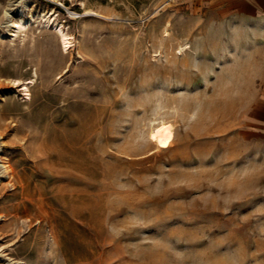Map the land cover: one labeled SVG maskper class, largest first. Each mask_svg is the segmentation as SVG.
I'll use <instances>...</instances> for the list:
<instances>
[{"label": "rangeland", "instance_id": "rangeland-1", "mask_svg": "<svg viewBox=\"0 0 264 264\" xmlns=\"http://www.w3.org/2000/svg\"><path fill=\"white\" fill-rule=\"evenodd\" d=\"M257 112L264 22L0 0V264H264Z\"/></svg>", "mask_w": 264, "mask_h": 264}, {"label": "crops", "instance_id": "crops-1", "mask_svg": "<svg viewBox=\"0 0 264 264\" xmlns=\"http://www.w3.org/2000/svg\"><path fill=\"white\" fill-rule=\"evenodd\" d=\"M199 8H210L227 19L242 22H264V0H188ZM251 123L264 126V112H257Z\"/></svg>", "mask_w": 264, "mask_h": 264}, {"label": "bare ground", "instance_id": "bare-ground-1", "mask_svg": "<svg viewBox=\"0 0 264 264\" xmlns=\"http://www.w3.org/2000/svg\"><path fill=\"white\" fill-rule=\"evenodd\" d=\"M172 125L169 123H161L157 129H155L152 133L151 136L157 143L163 147H167L171 144L173 140V131L172 130Z\"/></svg>", "mask_w": 264, "mask_h": 264}]
</instances>
